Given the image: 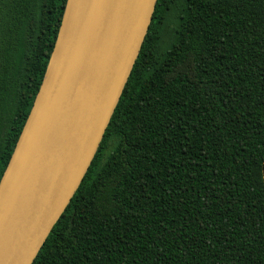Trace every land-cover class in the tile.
Returning <instances> with one entry per match:
<instances>
[{
    "label": "trees",
    "instance_id": "obj_1",
    "mask_svg": "<svg viewBox=\"0 0 264 264\" xmlns=\"http://www.w3.org/2000/svg\"><path fill=\"white\" fill-rule=\"evenodd\" d=\"M66 2L0 0V179ZM33 264H264V0H157Z\"/></svg>",
    "mask_w": 264,
    "mask_h": 264
},
{
    "label": "water",
    "instance_id": "obj_2",
    "mask_svg": "<svg viewBox=\"0 0 264 264\" xmlns=\"http://www.w3.org/2000/svg\"><path fill=\"white\" fill-rule=\"evenodd\" d=\"M157 0H67L32 108L0 179V264H33L87 173Z\"/></svg>",
    "mask_w": 264,
    "mask_h": 264
}]
</instances>
